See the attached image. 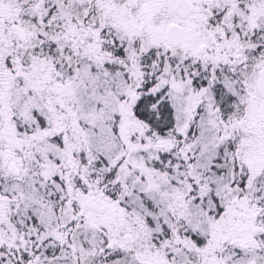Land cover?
<instances>
[{"label": "snow or ice", "instance_id": "snow-or-ice-1", "mask_svg": "<svg viewBox=\"0 0 264 264\" xmlns=\"http://www.w3.org/2000/svg\"><path fill=\"white\" fill-rule=\"evenodd\" d=\"M0 264H264V0H0Z\"/></svg>", "mask_w": 264, "mask_h": 264}]
</instances>
